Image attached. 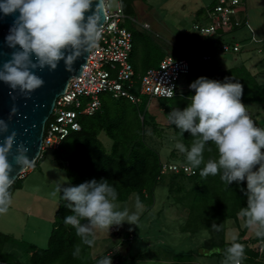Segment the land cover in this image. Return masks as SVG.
<instances>
[{"label":"clouds","instance_id":"9594fccd","mask_svg":"<svg viewBox=\"0 0 264 264\" xmlns=\"http://www.w3.org/2000/svg\"><path fill=\"white\" fill-rule=\"evenodd\" d=\"M108 7L110 0H97L94 9L93 0H0V12L4 15L18 12L6 37L8 47L15 50L10 59L0 64V81L14 91L28 94L44 84L34 70L47 67L53 71L63 60L71 71L78 58L98 46L102 38L101 13ZM189 87L195 94L188 106L173 109L167 118L179 129L181 137L187 131L195 139L190 149L183 143H177L176 148L185 154L192 170L204 164L199 173L202 178L219 174L227 185L246 180V190L241 191L247 197V206L238 215L244 218V227L264 240V128L256 126L242 103L243 85L231 78L221 82L201 76ZM8 131V123L0 118V136ZM15 137L16 132L12 131L0 143V215L6 214L12 203L10 189L16 180L10 176L13 168L8 157L12 155L22 169L30 167L34 160L28 158L29 149L23 142L16 145L13 153ZM209 142L215 145L218 158L205 162L203 153ZM58 194L72 212L64 218L65 224L76 230L84 245L94 246L97 232L109 233L114 225L128 222L138 226L139 197L135 212L127 207L119 210L115 203L117 191L106 179L67 187L58 184L50 195ZM212 227L220 230L217 224ZM79 251L77 247L74 255ZM223 255L222 264H243L245 246L234 236ZM96 264H112L111 256L101 257Z\"/></svg>","mask_w":264,"mask_h":264},{"label":"rangeland","instance_id":"374dc122","mask_svg":"<svg viewBox=\"0 0 264 264\" xmlns=\"http://www.w3.org/2000/svg\"><path fill=\"white\" fill-rule=\"evenodd\" d=\"M213 1L136 0L134 14L129 15L125 22L135 33L132 62L143 70L150 66L157 67L167 55L179 56L186 51H203L211 54L213 59L209 64L196 63L194 67L197 70L208 71L211 65L227 69L246 64L257 73L258 80L264 83V0H245L249 21L223 35L206 33L196 27V24L204 26L210 22L205 19L201 9ZM119 6L120 0H111L113 11ZM225 42L232 45L239 42L241 49L224 51L222 45ZM197 78L194 73L183 74L179 81L180 87L182 90H193L189 86ZM139 96L142 104L150 99L151 111L161 110V100L157 97L150 98L145 94ZM251 110L257 114L259 123L264 127V109L253 103ZM165 130L163 137L155 138L154 142L159 146L163 159L170 160L177 140L171 128ZM101 138L108 148L112 147L113 140L109 136L103 133ZM43 153L45 157L37 168L27 169L24 186L15 191L7 213L0 215V230L12 237L6 251L15 255V260L21 261L20 264L30 262L35 247L49 246L61 199V195L52 197L50 193L58 184L73 186L68 175V163L57 157L56 150L46 148ZM137 196L140 201L138 226L123 222L122 226H112L109 233L97 232L93 246L94 257L110 255L112 264H123L126 259L130 264H177L171 251L179 254L197 251L212 236L209 230L197 233L182 230L186 210L171 198L167 185L160 183L157 186L156 199L150 208L141 201L138 193H133L127 201L116 200L115 203L119 210L127 207L135 212ZM243 228V219L239 223L232 218L228 219L226 239L232 241ZM255 237L254 232L249 230L243 237L246 240L243 245L257 248ZM198 261L202 264H222L223 259L219 256H202ZM243 264H246L245 260Z\"/></svg>","mask_w":264,"mask_h":264},{"label":"trees","instance_id":"16d2710c","mask_svg":"<svg viewBox=\"0 0 264 264\" xmlns=\"http://www.w3.org/2000/svg\"><path fill=\"white\" fill-rule=\"evenodd\" d=\"M135 1H123L128 15L134 14ZM214 3L216 0L208 5ZM206 11L207 6L202 7L201 13L204 16ZM133 34L135 35L134 31ZM133 64L137 76L152 68L150 66L142 70L138 65ZM190 73L221 82L225 78H231L233 82L239 81L243 85L242 103L246 105L256 126L264 128L259 123L257 114L251 110L253 103L259 104L264 109V83L258 80L257 73L246 64L227 69L211 65L208 71L204 72L193 67ZM103 93L101 108L92 115H83L80 118L82 129L72 131L60 148L56 149L57 157L68 163V175L73 186L92 179L97 181L106 179L115 187L118 194L117 200L127 201L133 193H138L141 201L150 208L156 199L157 186L163 183L167 185L171 198L185 207L187 216L182 230L190 233L209 230L212 233V236L197 251L192 250L187 254L171 251L176 263L202 264L198 261V258L202 256H219L224 259L223 250L232 242L226 239L228 219L232 218L238 223L243 219L244 222V218L238 213L242 207L247 206V197L241 191V189L246 190V180L239 184L232 182L227 185L221 180L219 174L202 178L199 173L204 164L195 169V174L184 171L162 173L164 162L180 161L187 164L186 157L184 153L174 148L170 160H165L159 146L154 142L155 138L163 137L165 129L171 128L176 142L183 143L190 149L195 138L187 131L181 137L178 134L179 129L168 122L167 114L175 108L183 110L187 107L190 97L195 94L194 90H183L170 98H158L161 100L159 108L163 112L151 111L150 99H146L142 104L141 101L134 102L127 97L117 98L111 92ZM103 133L113 140L111 148H108L101 138ZM203 155L205 162L209 159H217L218 152L215 145L210 142L206 144ZM44 157L43 153L35 167ZM24 179L25 176H21L14 182L10 189L12 196L17 189L23 188ZM67 203L61 196L49 246L35 247L30 262L26 264H94L102 257H94L93 246L82 244L76 230L71 225L65 224L64 218L72 215L65 206ZM213 224L219 225L220 230L216 231L212 227ZM249 230L244 227L237 237V242L246 243L243 237ZM11 239L9 234L0 230V260L20 264L21 261L15 260V255L6 251V246ZM254 241L257 248L245 246L246 264H264V254L260 253V245L261 242L264 244V240L255 237ZM77 247L80 249L79 254L74 255ZM123 264H130V262L126 259Z\"/></svg>","mask_w":264,"mask_h":264},{"label":"built area","instance_id":"2783aa9c","mask_svg":"<svg viewBox=\"0 0 264 264\" xmlns=\"http://www.w3.org/2000/svg\"><path fill=\"white\" fill-rule=\"evenodd\" d=\"M123 1L120 0L119 8L113 11L110 0V7L106 9V21L101 25L102 38L98 46L90 52L82 73L70 80L66 92L57 99L54 111L46 123L43 152L46 148H60L72 131L81 130L80 118L92 115L101 108L103 92H111L117 98L127 97L134 102L140 101L137 92L150 98L174 97L183 91L179 84L183 74H189L196 63H209L213 59L211 54L203 51H186L179 56L167 55L157 67L137 76L131 60L135 45L134 34L125 25L129 15L125 12ZM205 19L210 22L204 26L196 24L201 31L220 35L230 33L249 21L246 1L216 0V3L207 5ZM222 48L224 51L231 48L239 51L241 45L239 42L233 45L225 42ZM27 169L22 176L26 175ZM181 171L193 174L195 170L179 161H167L163 164L162 173ZM262 248L263 242L260 253L264 254Z\"/></svg>","mask_w":264,"mask_h":264},{"label":"water","instance_id":"95a60500","mask_svg":"<svg viewBox=\"0 0 264 264\" xmlns=\"http://www.w3.org/2000/svg\"><path fill=\"white\" fill-rule=\"evenodd\" d=\"M96 2L97 0H93V9ZM16 15L18 12L13 15H4L0 12V64L10 59L11 53L15 50L8 47L6 37ZM106 17L107 12L105 10L101 13L100 22L102 24L106 21ZM17 48H19L18 45ZM89 54L85 52L78 58L71 71L66 69L63 60L53 71H49L47 67L43 70H34L44 80V84L28 94H22L18 90L14 91L8 84L0 81V118L4 119L9 126V131L3 136L12 131L16 132V143L13 145L12 151L15 153L16 145L23 142L29 149L28 158L34 159L31 166H34L43 154L46 123L54 111L57 99L66 92L70 80L82 73ZM13 109L15 110L13 111ZM3 136H0V143L3 142ZM8 159L13 168L10 176L17 180L29 167L22 169V166L15 164L12 155ZM0 264L11 263L0 260Z\"/></svg>","mask_w":264,"mask_h":264},{"label":"crops","instance_id":"0c3cea01","mask_svg":"<svg viewBox=\"0 0 264 264\" xmlns=\"http://www.w3.org/2000/svg\"><path fill=\"white\" fill-rule=\"evenodd\" d=\"M35 168V167H34ZM37 168V167H36ZM35 169H33V171H34ZM107 254H108V252H107ZM120 256V255H119ZM103 257V256H102ZM125 259H126V257H124ZM94 264H96V262L94 263Z\"/></svg>","mask_w":264,"mask_h":264},{"label":"bare ground","instance_id":"6f19581e","mask_svg":"<svg viewBox=\"0 0 264 264\" xmlns=\"http://www.w3.org/2000/svg\"><path fill=\"white\" fill-rule=\"evenodd\" d=\"M133 52V51H132Z\"/></svg>","mask_w":264,"mask_h":264}]
</instances>
